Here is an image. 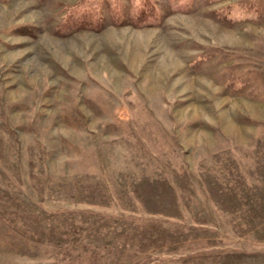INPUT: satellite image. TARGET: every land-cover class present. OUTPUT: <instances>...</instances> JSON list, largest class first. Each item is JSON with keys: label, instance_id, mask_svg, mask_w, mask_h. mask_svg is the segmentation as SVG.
<instances>
[{"label": "rangeland", "instance_id": "374dc122", "mask_svg": "<svg viewBox=\"0 0 264 264\" xmlns=\"http://www.w3.org/2000/svg\"><path fill=\"white\" fill-rule=\"evenodd\" d=\"M0 264H264V0H0Z\"/></svg>", "mask_w": 264, "mask_h": 264}, {"label": "trees", "instance_id": "16d2710c", "mask_svg": "<svg viewBox=\"0 0 264 264\" xmlns=\"http://www.w3.org/2000/svg\"><path fill=\"white\" fill-rule=\"evenodd\" d=\"M144 2L148 4V3L151 2V0H144ZM144 9H145V8H142V10H144Z\"/></svg>", "mask_w": 264, "mask_h": 264}]
</instances>
